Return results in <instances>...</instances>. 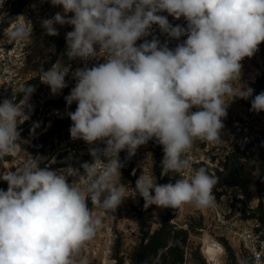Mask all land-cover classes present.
<instances>
[{
  "label": "clouds",
  "instance_id": "clouds-1",
  "mask_svg": "<svg viewBox=\"0 0 264 264\" xmlns=\"http://www.w3.org/2000/svg\"><path fill=\"white\" fill-rule=\"evenodd\" d=\"M48 2L62 11L41 20L44 33L58 36L57 25L71 26L65 55L85 62L72 71L75 85L64 97L68 108L76 104L66 113L70 137L104 146L90 147L92 161L79 165L83 187L75 179L70 183L66 168L40 167L43 157L21 147L29 141L18 129L30 119L35 87L21 85L22 99L12 90L11 98L0 101V160L21 152L30 156L14 170L0 169V180L8 185L0 189V264H89L83 250L100 230L103 214L115 213L128 197L120 153L130 159L149 141L162 146L161 177L173 172L182 178L158 184L142 173L135 191L145 209L215 206L217 177L205 167L183 177L191 168L188 152L196 140L224 142V119L234 100H250V111L264 112V91L253 96L254 89L241 80L242 61L264 43V0ZM164 12L183 18L186 26L172 25ZM18 18L4 32L7 42L32 43V21ZM153 25L172 40L186 39L174 49L154 36L148 39ZM59 64L40 69V82L53 95L68 86L69 67L62 71ZM37 127L33 124L30 136ZM96 210L102 214L94 215Z\"/></svg>",
  "mask_w": 264,
  "mask_h": 264
},
{
  "label": "rangeland",
  "instance_id": "rangeland-1",
  "mask_svg": "<svg viewBox=\"0 0 264 264\" xmlns=\"http://www.w3.org/2000/svg\"><path fill=\"white\" fill-rule=\"evenodd\" d=\"M155 28L156 26L153 25L152 32ZM242 65L241 80L254 89L253 96H255L258 94V81H264V43H261L259 50L253 57L245 58L242 61ZM250 107V100L236 99L231 102L227 110V117L224 119L225 127L221 136L224 142L212 144L200 141L197 155L212 160H216L220 155L227 156L232 150L242 145L241 139L247 134L250 135L248 143L253 142L255 139L260 141L258 134L264 132V112L254 113L250 111ZM146 147L147 152L152 153V157H148L147 162L136 171H129L131 179L125 174V195L128 197L124 199L115 213L103 214L104 219L100 230L83 250V254L88 259L89 264H118L117 258L122 259L124 264L130 263L134 249L140 242L138 211L141 207V197L136 195L135 181L142 173L157 181L154 173L153 148L151 146ZM64 153L67 155L63 157ZM83 160H76L73 154L62 150L60 144L55 140L51 141L49 148L45 150L43 155V161H47L46 166H50L53 170L66 168L65 174L70 175L68 177L69 182L71 183L75 179L78 182V186L81 187H83V181L80 179L82 169L80 170L79 165ZM88 161L89 159L86 162ZM242 164L248 179L246 178L240 187L229 188L220 202L215 204L226 213L228 219L239 226L264 231V223L257 219H247L248 216L254 213L259 214V216L263 213L264 217V159H261L255 152L252 159L244 161ZM20 166L22 165L18 163L16 166L14 161H10L2 169L14 170ZM76 169L79 170V174H74ZM0 186L3 190H7L8 185L6 182L2 181ZM260 208H262V212ZM172 210L171 208H158L153 205V229H156L160 225L162 218ZM214 212L213 207L198 209L194 205L189 204L179 208L176 217L173 219L172 223L174 225L190 228L191 230L186 264H195L194 255L196 254L209 264L204 252L207 258L208 255L212 254L209 253L211 251L207 249L206 243L211 240L222 243V239H226L223 236L222 229L215 221ZM101 214L100 210L94 211V215ZM228 242L239 261L242 259L247 260L234 240L229 239ZM227 263L225 252L221 258V263L219 262L218 264Z\"/></svg>",
  "mask_w": 264,
  "mask_h": 264
},
{
  "label": "built area",
  "instance_id": "built-area-1",
  "mask_svg": "<svg viewBox=\"0 0 264 264\" xmlns=\"http://www.w3.org/2000/svg\"><path fill=\"white\" fill-rule=\"evenodd\" d=\"M11 0H4V5L0 8V101L5 98H11L12 90L15 91L17 99H22L23 94L19 92L21 85H32L35 87V92L32 94L29 103L31 105V111L28 112L30 119L24 124L20 125L19 131L23 139L28 140L29 143L22 144L21 147L32 155V152L38 148V144L55 129L57 124L68 123V127L62 132L63 140L60 147L62 150L69 152L75 156L76 160H85L89 158L88 162L92 161V157L89 155L90 147H103V144L88 145L82 140H72L69 133V128L72 124L70 118L67 116V111H73L76 109V104L73 103L71 108H68L64 99L70 93V90L75 85V80L72 78V71L78 67H84L85 62L76 59L69 61L65 55L66 44L60 48L56 54L51 49L63 39L64 35L69 31V26L57 25L59 31L58 36H48L44 33L41 27V20L52 17L56 12L62 11L60 7H53L48 0H28L23 11L19 16L32 21V43L24 41L21 43H8L4 36V32L12 24L19 23L20 18H16L12 21L8 27L3 28L2 24L8 12V4ZM168 17L169 22L172 25L186 26V21L181 18L179 20L169 16L166 12L160 13ZM158 38L161 44L168 43L170 48H175L177 43L181 42L185 37H181L180 41L170 39L166 34L161 33L158 26L152 32V36ZM139 43V42H138ZM57 61L62 62L58 68L62 71H67L69 67V74L65 77L67 87L64 88L59 94L53 95L49 86L40 82L41 72L43 68L47 70L52 67ZM103 60H91L87 62V66L91 67L93 64L102 63ZM264 82V81H263ZM27 111V110H26ZM33 124H39L36 128L34 136H30V129ZM55 140H59L58 136H55ZM250 141V135L247 134L242 137L241 144H246ZM200 140L194 141V144L187 156L191 161V168L186 170L182 175L184 178L190 177L194 170L200 166L207 167L211 172H224V162L227 156L220 155L216 160H212L206 157H199L197 152L199 151ZM147 145L138 148L135 156L130 159L127 157V152L122 151L120 153V159L124 167L121 169V183L124 184L126 189V177L125 171H136L139 167L147 162ZM49 148V146L47 147ZM46 148V149H47ZM28 153L21 152L17 156H6L3 160H0V169L10 161L19 163L20 165L30 157ZM79 174V170L76 169L74 174ZM131 174V173H130ZM2 180H0L1 184ZM215 210V221L217 225L222 229L223 236L226 239L234 240L239 249L243 252L250 264H264V231L255 230L253 228L241 227L235 222L227 218L226 213L218 208V205L213 206ZM219 249V258L225 253L223 243H219L216 240H211ZM205 251V250H204ZM206 260L209 264L213 262L209 261L204 252Z\"/></svg>",
  "mask_w": 264,
  "mask_h": 264
},
{
  "label": "trees",
  "instance_id": "trees-1",
  "mask_svg": "<svg viewBox=\"0 0 264 264\" xmlns=\"http://www.w3.org/2000/svg\"><path fill=\"white\" fill-rule=\"evenodd\" d=\"M28 0H11L8 4V12L3 21L2 27L6 28L9 24L14 21L19 14L23 11ZM156 26V25H155ZM72 28L69 26V31ZM186 39V37L184 38ZM183 39V40H184ZM182 40V41H183ZM181 41V42H182ZM66 44L65 35L63 39L54 48V54L59 51L60 48L64 47ZM264 91V82L262 80L258 81V94ZM75 111V110H73ZM68 123L57 124L55 129L49 134V136L43 139L39 144L38 148L32 152L33 156L43 157L45 150L52 140H55V136H58L59 140H55L57 143H61L63 140L62 132L66 130ZM260 141L256 139L251 143H246L240 145L238 148L232 150L230 154L227 155L224 162V172L220 173L218 171L211 172L207 167H205L210 175L218 178V183L214 188V194L216 196V202H220L222 197L227 193V190L231 187H237L242 185V182L247 178L243 162L250 160L254 157L255 152L261 159H264V132L258 134ZM148 146L153 148L154 152V173L157 177L158 184H166L169 182H175L177 179L181 178L180 174L169 172L167 176L161 177L162 162L163 159V149L162 146L157 145L154 141H149ZM67 154H63V157ZM89 158L82 161L86 162ZM81 163V164H82ZM47 161L40 160V167H45ZM83 170H81L82 172ZM125 174L131 179V174L129 171H125ZM250 176V175H249ZM135 180V178H133ZM0 189L1 188L0 186ZM141 207L138 211V228L140 233V242L135 247L132 258L129 264H186L187 250L190 243V228H182L172 223L173 219L176 217L179 209H173L167 215H165L160 225L153 229V205L144 208V201L141 197ZM91 202L89 201V207H91ZM261 212L263 211L260 208ZM228 218V217H227ZM247 219H257L264 223L263 213H254L247 217ZM223 246L227 255V264H239V260L236 254L229 244L228 240L222 239ZM196 261L195 264H207L205 260L202 259L198 254L194 255ZM117 258V256H116ZM248 264L249 261L247 260ZM118 264H124L123 260L117 258Z\"/></svg>",
  "mask_w": 264,
  "mask_h": 264
},
{
  "label": "bare ground",
  "instance_id": "bare-ground-1",
  "mask_svg": "<svg viewBox=\"0 0 264 264\" xmlns=\"http://www.w3.org/2000/svg\"><path fill=\"white\" fill-rule=\"evenodd\" d=\"M206 244V246H208L207 249L211 251L209 253L212 254L208 255L209 261L213 262V264H218L220 262L219 249L214 243H211L210 241H208Z\"/></svg>",
  "mask_w": 264,
  "mask_h": 264
},
{
  "label": "crops",
  "instance_id": "crops-1",
  "mask_svg": "<svg viewBox=\"0 0 264 264\" xmlns=\"http://www.w3.org/2000/svg\"><path fill=\"white\" fill-rule=\"evenodd\" d=\"M221 146H225V145H221Z\"/></svg>",
  "mask_w": 264,
  "mask_h": 264
}]
</instances>
